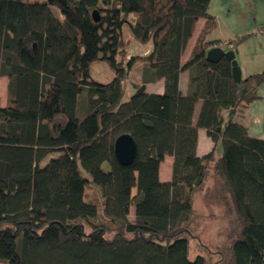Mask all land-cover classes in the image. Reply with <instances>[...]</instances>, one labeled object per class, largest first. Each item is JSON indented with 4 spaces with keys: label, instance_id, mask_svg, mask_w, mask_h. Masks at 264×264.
<instances>
[{
    "label": "trees",
    "instance_id": "1",
    "mask_svg": "<svg viewBox=\"0 0 264 264\" xmlns=\"http://www.w3.org/2000/svg\"><path fill=\"white\" fill-rule=\"evenodd\" d=\"M210 2L0 0V76L9 79L7 106L0 104V261L264 264V140L235 121L241 106L260 98L264 70L236 83L231 60L206 59L221 44L208 41L217 27ZM199 19L205 25L183 64ZM126 35L150 50L125 63ZM98 61L115 73L107 84L91 80ZM138 64V84L125 100ZM182 72L189 74L185 95ZM161 80L163 94L146 91ZM199 129L215 144L203 157ZM123 134L137 144L130 165L114 153ZM167 156L172 180L162 182ZM199 194L214 195L220 210L210 215L228 223L221 245L196 235Z\"/></svg>",
    "mask_w": 264,
    "mask_h": 264
},
{
    "label": "crops",
    "instance_id": "2",
    "mask_svg": "<svg viewBox=\"0 0 264 264\" xmlns=\"http://www.w3.org/2000/svg\"><path fill=\"white\" fill-rule=\"evenodd\" d=\"M209 14L216 18L217 27L208 36V41H220L225 51L233 50L236 60L242 70V77L261 73L264 70V34L259 30L264 26V0H211ZM205 25V19H199L196 23L194 33L182 57L184 64L191 56L196 39ZM246 37L237 47L229 42ZM150 50L146 46V52ZM137 66L142 68V64ZM140 68V69H141ZM140 74H137L136 83ZM189 74L182 72L180 75L179 88L182 94L189 91ZM9 79L0 76V104L6 107L8 103ZM146 91L151 94H163L164 81L148 84ZM260 98L247 106H241L235 116L237 123L247 127L251 137L264 140V83L259 88ZM202 102L197 103L194 111L193 121L197 123L201 111ZM84 111V110H83ZM215 148V144L205 129L198 130L197 155L203 157ZM218 154H221V146H217ZM173 158L167 156L160 165L159 177L162 182L172 180ZM136 194L137 190L133 189ZM132 220V219H131Z\"/></svg>",
    "mask_w": 264,
    "mask_h": 264
},
{
    "label": "rangeland",
    "instance_id": "3",
    "mask_svg": "<svg viewBox=\"0 0 264 264\" xmlns=\"http://www.w3.org/2000/svg\"><path fill=\"white\" fill-rule=\"evenodd\" d=\"M124 48L130 49L128 58H125V63L129 61L131 56L133 57L143 56V55H146L147 53L146 46L139 44V42H136L133 39L129 38L128 35L124 37ZM118 59L121 60V58H118ZM140 68L141 67L135 65L128 75V86H127V93L125 96V100H128V98L135 92L133 84L136 83L137 74H139L141 71ZM114 77H115L114 71L111 69L109 64L105 61L95 62L91 67V80L92 81L99 82L102 84H107L111 80H113ZM85 98H86L85 95L79 98L78 107H77V111L79 114L84 113L83 110L86 107ZM105 169H108V167L105 166ZM84 175L89 177L86 173H84ZM210 186L213 192L214 184L211 183ZM94 193L95 192L93 188L87 189L86 190V200H92L94 197ZM215 203L216 201H215L214 195H212V197L211 195L203 197L201 194H199L196 196V199H195L197 216L195 218L194 228L195 227L198 228V231H199L198 233L197 229L195 228L197 232L196 235L198 237L200 235V237L203 238L205 244L209 246H217V245H221L224 243L223 233L225 232L228 226V223L224 222L225 221L223 220L224 217H222L220 214L217 216V218L219 219H216V218L214 219L210 215V213H216L220 210L219 208L214 207L216 205ZM36 213L38 214L39 212H36ZM134 215H135L134 207H132L130 216H129L130 219L134 220ZM191 247H192V244H191ZM0 264H7V263L4 261H0Z\"/></svg>",
    "mask_w": 264,
    "mask_h": 264
},
{
    "label": "water",
    "instance_id": "4",
    "mask_svg": "<svg viewBox=\"0 0 264 264\" xmlns=\"http://www.w3.org/2000/svg\"><path fill=\"white\" fill-rule=\"evenodd\" d=\"M93 18L96 22L100 20L97 11L93 12ZM206 59L212 63H217L223 57L231 60L232 64V77L236 83H240L243 79L242 70L236 60V54L233 50L225 51L221 47H213L205 52ZM114 153L118 162L123 165H130L137 153V144L134 138L128 134L119 136L114 145Z\"/></svg>",
    "mask_w": 264,
    "mask_h": 264
},
{
    "label": "built area",
    "instance_id": "5",
    "mask_svg": "<svg viewBox=\"0 0 264 264\" xmlns=\"http://www.w3.org/2000/svg\"><path fill=\"white\" fill-rule=\"evenodd\" d=\"M259 32L264 34V26L259 30Z\"/></svg>",
    "mask_w": 264,
    "mask_h": 264
}]
</instances>
